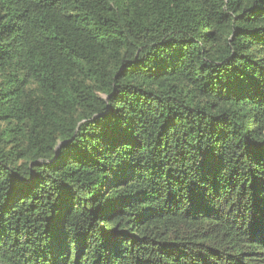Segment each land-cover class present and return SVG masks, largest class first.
I'll return each instance as SVG.
<instances>
[{"label":"trees","instance_id":"trees-1","mask_svg":"<svg viewBox=\"0 0 264 264\" xmlns=\"http://www.w3.org/2000/svg\"><path fill=\"white\" fill-rule=\"evenodd\" d=\"M0 264H264V0H0Z\"/></svg>","mask_w":264,"mask_h":264}]
</instances>
